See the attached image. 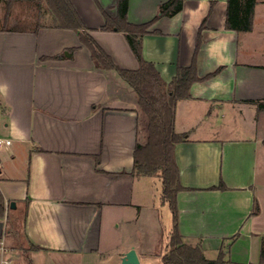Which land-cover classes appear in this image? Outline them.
<instances>
[{"label": "crops", "instance_id": "0c3cea01", "mask_svg": "<svg viewBox=\"0 0 264 264\" xmlns=\"http://www.w3.org/2000/svg\"><path fill=\"white\" fill-rule=\"evenodd\" d=\"M70 1L114 63L138 70L124 34L101 30L103 11L116 17L117 0ZM168 1L130 0L128 21L149 23ZM6 2L0 0V137L12 145L0 150V238L15 264H122L132 249L139 264H163L169 250L153 183L133 174L136 146L147 140L136 95L118 73L96 67L76 33L51 24L18 27L27 19L17 18V6L10 14ZM262 4L257 0L252 30L237 32L227 28L228 0H184L180 13L163 16L143 37L145 61L168 85L192 65L206 21L198 76L221 71L195 83L175 109L174 130L187 136L175 147L184 188L178 225L184 242L211 260L224 251L227 264H264Z\"/></svg>", "mask_w": 264, "mask_h": 264}, {"label": "trees", "instance_id": "16d2710c", "mask_svg": "<svg viewBox=\"0 0 264 264\" xmlns=\"http://www.w3.org/2000/svg\"><path fill=\"white\" fill-rule=\"evenodd\" d=\"M11 0L8 3L10 11ZM51 11V27L70 30L78 36L81 44L90 52L98 69L116 72L137 97V104L147 119V140L144 145L138 143L134 154L133 174L139 176L159 175L163 181L164 199L169 202L173 212V230L170 236L169 251L163 256V264H227L222 251L216 260L206 257L201 246H192L184 242L179 230L178 193L184 190L180 185L175 147L184 142L186 134L174 130V114L179 101L188 99L192 86L216 76L221 69L205 78L197 72V57L202 45L203 22L198 34L193 63L190 67H180L176 77L166 84L156 66L143 57V37L157 21L164 17H173L183 10L184 0H169L164 3L156 17L149 23L135 25L128 21L130 0H117L116 17L103 11L105 24L102 31L123 33L138 61L139 68L129 71L117 66L113 58L101 47L85 26L82 18L70 0H44ZM257 0H228L227 28L237 32H249L253 28V19ZM73 50H68L72 53ZM62 54L55 59H63ZM258 111H264V103H258ZM264 142V141H263ZM220 188H223L220 186ZM224 189V188H223ZM4 200L0 193V205ZM264 261V241L262 246Z\"/></svg>", "mask_w": 264, "mask_h": 264}, {"label": "rangeland", "instance_id": "374dc122", "mask_svg": "<svg viewBox=\"0 0 264 264\" xmlns=\"http://www.w3.org/2000/svg\"><path fill=\"white\" fill-rule=\"evenodd\" d=\"M6 1H7L6 2L7 6H8V3L11 0H6ZM16 6H17V9H14V7ZM5 7L6 6L4 4L3 10L5 9ZM12 10L13 12L15 11V15H17V18L21 19V21H23L22 18L27 19L26 24L16 25L18 27H24V29L25 28L38 29L39 27L50 25L52 22L50 7L44 0H24L20 2L12 1L10 5V14ZM259 15L261 17L264 16V4H262L260 7ZM18 23H21V22H18ZM260 25H261V21H260ZM261 27H264V24H262ZM118 79L120 80V82L124 84L123 80L120 77ZM146 123H147V119H146ZM148 180L149 182L153 183L154 192H155V203L157 206L155 211L161 221L162 228L165 231L164 245H162V247H163L164 253H166V251L169 250V242H170V236H171L170 233H171L172 225H174L173 224V212L170 208L169 202L164 199L163 190H162L164 189V186H163L162 178H160L159 175L158 176L155 175V176H149ZM161 225L159 224V226ZM155 240L156 239H153L149 243V247L147 248L148 251H151L153 249ZM13 255H14V252H13ZM15 255L17 256V259H19V262L21 259H23L22 257L21 258L18 257L19 253H17V251H15ZM23 260L21 261L23 262ZM112 263L114 264L115 261H112ZM154 264H156V262ZM157 264H161V262H157Z\"/></svg>", "mask_w": 264, "mask_h": 264}, {"label": "built area", "instance_id": "2783aa9c", "mask_svg": "<svg viewBox=\"0 0 264 264\" xmlns=\"http://www.w3.org/2000/svg\"><path fill=\"white\" fill-rule=\"evenodd\" d=\"M12 145V140L0 137V150ZM0 264H15L13 250L4 238H0Z\"/></svg>", "mask_w": 264, "mask_h": 264}, {"label": "water", "instance_id": "95a60500", "mask_svg": "<svg viewBox=\"0 0 264 264\" xmlns=\"http://www.w3.org/2000/svg\"><path fill=\"white\" fill-rule=\"evenodd\" d=\"M12 207L16 208V204L13 202ZM122 264H139L138 255L135 249L130 250L123 258Z\"/></svg>", "mask_w": 264, "mask_h": 264}]
</instances>
